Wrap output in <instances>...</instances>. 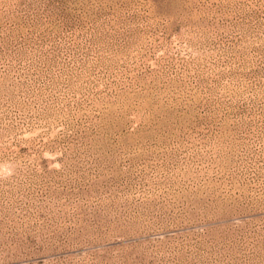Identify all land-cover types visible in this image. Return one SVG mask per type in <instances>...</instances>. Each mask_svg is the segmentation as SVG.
<instances>
[{"label":"rangeland","instance_id":"1","mask_svg":"<svg viewBox=\"0 0 264 264\" xmlns=\"http://www.w3.org/2000/svg\"><path fill=\"white\" fill-rule=\"evenodd\" d=\"M0 264H264V0H0Z\"/></svg>","mask_w":264,"mask_h":264}]
</instances>
